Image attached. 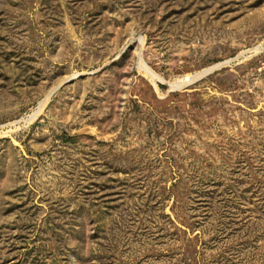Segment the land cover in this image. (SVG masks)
<instances>
[{"label":"rangeland","instance_id":"1","mask_svg":"<svg viewBox=\"0 0 264 264\" xmlns=\"http://www.w3.org/2000/svg\"><path fill=\"white\" fill-rule=\"evenodd\" d=\"M0 264H264V0H0Z\"/></svg>","mask_w":264,"mask_h":264}]
</instances>
